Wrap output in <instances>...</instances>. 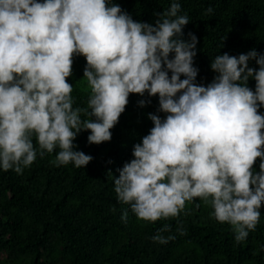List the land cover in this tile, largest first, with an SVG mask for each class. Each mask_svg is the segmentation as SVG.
Returning a JSON list of instances; mask_svg holds the SVG:
<instances>
[{
  "label": "clouds",
  "instance_id": "1",
  "mask_svg": "<svg viewBox=\"0 0 264 264\" xmlns=\"http://www.w3.org/2000/svg\"><path fill=\"white\" fill-rule=\"evenodd\" d=\"M180 13L176 0L154 23L112 0H0V169L22 174L38 150L43 157L56 149L55 166L85 168L93 157L75 150L78 134L88 131L89 144L110 142L130 94L147 93L164 116L148 113L153 126L117 169V200L145 222L176 218L200 200L245 241L264 206V53L216 55V75L198 84V39L182 38L189 17ZM77 56L86 61L83 108L73 107L68 82ZM169 231L164 224L151 240L166 244L175 239L161 235Z\"/></svg>",
  "mask_w": 264,
  "mask_h": 264
},
{
  "label": "trees",
  "instance_id": "2",
  "mask_svg": "<svg viewBox=\"0 0 264 264\" xmlns=\"http://www.w3.org/2000/svg\"><path fill=\"white\" fill-rule=\"evenodd\" d=\"M172 2L112 0L134 20L147 23H154L155 14ZM176 2L181 4L180 14L189 17L182 38L187 40L191 32L198 39L194 57L198 84L207 85L216 75L210 70L216 55L238 56L252 49L264 53V0ZM208 8L213 9L210 14H206ZM85 64L82 56L75 57L68 78L73 84V107L87 106ZM249 66L256 67L255 61ZM248 86L254 89L255 81L250 79ZM140 99L151 103L139 107ZM157 109V97L130 94L125 112L111 129L110 142L89 144L90 133H79L75 150L93 157L85 168L71 163L55 166L51 161L56 149L43 157L38 150L36 160L22 174L0 169V264H264V206L255 231L237 243L231 226L212 218L211 207L200 200L187 204L178 217L156 222L138 220L127 204L117 200V169L132 159L133 145L153 126L148 113L163 118ZM260 111L264 113V108ZM85 118L82 114L81 119ZM33 144L38 149L35 138ZM258 165L259 161L256 171ZM122 212H127L126 222L121 220ZM164 224L171 231L161 235L175 239L153 242L151 237ZM180 228L185 234L179 233Z\"/></svg>",
  "mask_w": 264,
  "mask_h": 264
}]
</instances>
